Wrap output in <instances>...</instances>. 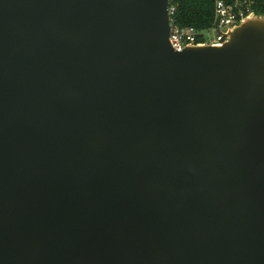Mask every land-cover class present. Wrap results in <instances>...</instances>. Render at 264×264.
<instances>
[{
  "label": "water",
  "instance_id": "obj_1",
  "mask_svg": "<svg viewBox=\"0 0 264 264\" xmlns=\"http://www.w3.org/2000/svg\"><path fill=\"white\" fill-rule=\"evenodd\" d=\"M170 34V0H0V264H264V16Z\"/></svg>",
  "mask_w": 264,
  "mask_h": 264
},
{
  "label": "built area",
  "instance_id": "obj_2",
  "mask_svg": "<svg viewBox=\"0 0 264 264\" xmlns=\"http://www.w3.org/2000/svg\"><path fill=\"white\" fill-rule=\"evenodd\" d=\"M256 8L264 10V0H217L213 25L201 30L176 25L172 18L175 8L170 5V43L176 52H183L191 46H219L226 41L224 34L247 17L256 15Z\"/></svg>",
  "mask_w": 264,
  "mask_h": 264
},
{
  "label": "trees",
  "instance_id": "obj_3",
  "mask_svg": "<svg viewBox=\"0 0 264 264\" xmlns=\"http://www.w3.org/2000/svg\"><path fill=\"white\" fill-rule=\"evenodd\" d=\"M216 2L217 0H170L171 7L175 8L173 22L181 27L207 29L214 23ZM256 15L264 16V10L256 8Z\"/></svg>",
  "mask_w": 264,
  "mask_h": 264
}]
</instances>
